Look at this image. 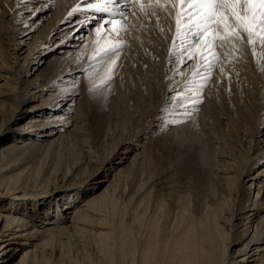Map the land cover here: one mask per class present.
<instances>
[{
  "label": "bare ground",
  "instance_id": "6f19581e",
  "mask_svg": "<svg viewBox=\"0 0 264 264\" xmlns=\"http://www.w3.org/2000/svg\"><path fill=\"white\" fill-rule=\"evenodd\" d=\"M78 1L0 0V264H73L64 251L72 241L90 233L102 248L118 229L115 249L128 264H264V50L253 54L244 48L239 63L222 65L231 75L214 68L201 91L204 81L196 72L205 49L203 43L192 48L187 54L192 59L183 63L185 25L181 18L178 34L177 0L133 3L126 25L100 54L112 44L121 46L119 60L127 61L115 73L120 81L124 76L141 86V102L132 100L133 107L125 103L129 107L123 108L122 92L111 100L110 94H99L96 105L106 111H99L98 122L89 127L81 100L89 89L86 78L98 72L97 42L107 26L105 18L73 12ZM50 55H55L54 71L47 77L42 67ZM221 119L232 128L228 135L219 132ZM165 138L196 164V171L208 163L205 151L212 150L209 157L215 159L218 179L227 184V201L218 202L202 237L191 227L172 237L176 228L170 225V231L161 232L162 238L171 235L164 243L153 220L137 242L127 226L113 223L112 201L122 188L121 197L132 208L143 206L153 188L129 182L142 157L138 148ZM230 142L245 156L231 151ZM89 223L94 231L83 228Z\"/></svg>",
  "mask_w": 264,
  "mask_h": 264
},
{
  "label": "rangeland",
  "instance_id": "374dc122",
  "mask_svg": "<svg viewBox=\"0 0 264 264\" xmlns=\"http://www.w3.org/2000/svg\"><path fill=\"white\" fill-rule=\"evenodd\" d=\"M49 12L51 13L52 11H47V14ZM106 33L107 32H105V34H103L101 37H99L98 42H97L99 44L97 56H100V59H101V63L98 67V72L94 76V78H92V77H89L88 79L86 78V80L90 82L88 85L89 89H87L86 93L84 94V96L81 100L82 105H83V109L86 113L85 118H86V121L89 123V127L95 125L96 122H98V117L100 116L99 111L100 112L106 111V106H104V105L102 107L97 106L98 102H99L98 99L102 93H105L108 95L110 94L109 97L111 100V98L118 99L119 92L120 93L122 92L121 94H119V97H120V95L121 96L124 95V96H122V98H119L118 101L120 100L119 104H120V106H123V108L129 107L128 105H130V107H133V105H135L133 101H135L136 103H140L141 102L140 99L142 97V95H140V91H138L141 89V86L139 85L140 87L137 86V88H136L135 87L136 82L134 81V79H133V81L130 79L126 80L125 79L126 77L123 76L121 81H120L117 74L115 73L121 69V67L123 66V63L127 61V58L123 57L121 60H119V58L115 59L112 56H110L111 54H109L107 56L104 54L103 55L100 54L102 52L103 48L107 47L108 45H111L110 43L113 40H115V36H113V35H109V38L107 39V34H109V33H107V34ZM85 37H86L85 35L82 36V38H84V39H85ZM19 39L21 41L26 40L24 38L23 39L19 38ZM28 41L29 40H27V42ZM86 42H87V40L85 39V41H83V43L86 44ZM119 43L124 44L125 43L124 39L119 41ZM112 46H114V44H112ZM24 48H26V47L24 46ZM53 56H55V55H50L48 60H47V64H45V66L42 67V73L47 77L54 71V66H53V59L54 58H53ZM22 57H23V55H22ZM113 60H116L115 65L112 63ZM20 61L22 62L23 58H21ZM110 75H112V76L109 79ZM117 78H118V80H117ZM117 81H119L120 83ZM130 82H133V83H131L132 85L130 84ZM117 83L120 86L122 85L119 88L120 91L118 89ZM208 83H209V81H208ZM208 83H207V85H208ZM116 84H117V86H115ZM124 84H125V86H124ZM214 85H213V87L215 89L216 85L215 86ZM131 87L134 90L133 92H132ZM206 87L201 89V91L205 90ZM122 88H124V91ZM135 88L137 89V93H138V94L136 93L137 95L135 94V92H136ZM116 89H118V90H116ZM111 90H112V92H111ZM125 91H127L128 94L123 93ZM130 92H131V94L129 97ZM202 93H203V95L206 94V92L205 93L201 92V94ZM229 94L231 95L230 98L232 99V101L234 99H236V98H234V96H232V94H234V92H230ZM135 95H136V97L134 98ZM125 96H127V98H125L126 100H124ZM137 97H138V99L136 101ZM78 98H81L80 95H78L76 97V99H78ZM129 99L131 102L130 104L128 102ZM121 100H123V101L121 102ZM235 101H237V100H235ZM125 103H127L128 105ZM233 107H235V104H233ZM99 109H101V110H99ZM239 115H242L241 111L239 112ZM25 121H26V119L23 122H21V124H24ZM209 121L212 123V125L215 124V121L213 122L212 118ZM221 122L223 125L218 127L219 132L221 130V134L228 135L230 133V131L232 130L231 126L228 123H225L226 122L225 119H223V120L221 119ZM95 135H97V134H95ZM168 138L155 141V142L150 143L148 145L143 144L144 146L141 144V146L138 148V151H140V152L142 151V155H141L142 157H140L141 160L139 159L135 175L132 176V178H131V180H129V182H132L135 184L142 182V184L144 183L143 184L144 186H151L153 188L152 189L153 191L151 192L152 194L147 195V197H145V199H143L142 204H141L143 206H141V208L138 210H135L134 208H132L130 206L128 200H126L125 197H121V196H123L122 195V192H123L122 188H121V195H120V192H118L115 194L116 196H114L117 199H115L113 197V199H115L114 201H112L113 212H115V214L113 213V215H114L113 223L115 225L121 224L122 226H127L130 229L131 233L133 234L135 241H137V242L144 239L143 237L147 236V234L149 232L148 227H150V224L152 223L151 221H153V220L155 221V224L159 228V234H160L159 236L161 237L162 242H164V243L166 241L169 242V240H170L169 237L171 235H172V237H179V235L180 236L183 235L184 232L187 229H189L190 227L193 228L197 232L198 236L202 237L203 235H205L209 231V229L211 227L210 226L212 223L211 221H213V220H211V219H213V217H212L213 215H211V213H213L214 210L219 207L218 202H221L222 199L226 200V196L228 195L226 182H224V181L221 182V180L218 179V172L216 171V168H215V165H216L215 159H213V157H209V155L211 156L212 150H209V152L205 151L206 152L205 154L208 156V157L206 156V158H208V159H205V160H207L206 163L208 162L207 163L208 165L205 163L206 166L204 168L205 169L208 168V170L207 169L205 170L203 167H201L200 168L201 170L196 171L195 170V169H197L196 164H194L187 156H185L184 152L181 149H178L174 146L173 147L170 146L169 145L170 142H168L166 140ZM185 138H186L185 140H187L186 135H185ZM233 138H236V137H233ZM261 138L264 140V137H261ZM94 139L98 141V137L94 136ZM144 141L145 140H143L141 143H144ZM187 143H189V142H187ZM219 146L217 145V147H219ZM210 147H208V149H210ZM238 147L239 146H238V144H236V142H230L231 151L234 149L233 151L235 152V154L237 153L236 155L244 157L245 156L244 152L242 153L241 152L242 150H240L241 148L240 147L238 148ZM209 160H210V163H209ZM222 160H223V158H222ZM209 169L211 171H209ZM261 170H263L262 167H257V171H261ZM214 172H216V173H214ZM135 178H136V180H139V181H136ZM146 181H148V182H146ZM145 183H146V185H145ZM225 186H226V189H225ZM118 198H119V200H118ZM175 202L176 203L178 202V203L176 204ZM174 203L176 204L177 207L175 206ZM144 206H146V207H144ZM210 206H212V207H210ZM173 208H174V210H173ZM147 209H149V210H147ZM155 211H156V213H155ZM134 212H136V213H134ZM141 212H142V214H140ZM178 212H179V214H182V215H179ZM133 213L135 215H133ZM144 213L146 214L147 217L143 216V215H145ZM153 213H154V215H153ZM157 213H159L158 214L159 216L157 215ZM132 216L135 219L132 218ZM209 216L211 218H208ZM228 216H229L228 214L223 215V217H228ZM153 217H155V218L157 217L161 222L159 223V220L157 218H156L157 220H155V218H153ZM178 217H179V219H178ZM188 218H189V220H188ZM131 219H132V221H131ZM154 221H153V223H154ZM124 222H126V224H124ZM149 222H151V223L147 224ZM128 223H130L129 224L130 226L128 225ZM89 224L84 225L83 228L85 227L84 228L85 230H87L86 228L90 229L88 231H94V229H93L94 223H89ZM142 224H144V226ZM222 224L223 223L220 222V225H222ZM146 225H147V227H146ZM170 225H171V227H175L176 230H173V233L171 235L168 234V235H166V237L163 236V238H162L161 232L170 231V229H171ZM136 226H138L139 228ZM166 229H167V231H166ZM132 230H134V231H132ZM205 230H206V232H205ZM119 231H120V229L117 230V232L114 234V236L112 238H110L106 241L105 245H103V247H102L104 249H102L101 246H98L101 242H99L96 238L92 237L89 233V234H86V236L84 238L79 236L77 238L78 242L72 241L70 243V246H66L64 248L65 249L64 251L65 252L67 251L66 252L67 256L69 255L68 259H70L72 257L71 259L73 261L70 259V262L73 264H77V263L78 264H80V263L85 264V262H86V264H88V263L89 264H128V263L124 262L121 259V257H118L119 255H118V251H117L118 250V241H117L118 238L117 237H118ZM145 233H146V235H145ZM163 239H165V240H163ZM202 245L204 246L205 249L207 248V244H205V241L203 242ZM111 247L113 249H111ZM115 248H117V250ZM238 248H240V246L235 247L234 250L236 251V250H238ZM66 249H68V250H66ZM114 250L117 253L114 252ZM105 253H106V255H105ZM110 253H112L113 255L115 254L114 257ZM74 258H76V259H74ZM74 260H75V262H74Z\"/></svg>",
  "mask_w": 264,
  "mask_h": 264
},
{
  "label": "snow or ice",
  "instance_id": "6c2138e0",
  "mask_svg": "<svg viewBox=\"0 0 264 264\" xmlns=\"http://www.w3.org/2000/svg\"><path fill=\"white\" fill-rule=\"evenodd\" d=\"M123 2L127 6L133 3L143 4L144 0H123ZM177 2L186 6L176 20L178 34L181 33L179 27L181 18L185 25L180 39L181 52L187 55L192 48L201 43L205 49L200 53L201 62L196 72L204 81L201 89L207 86L211 79L210 72L214 68L219 67L221 75L230 76L231 73H224L222 65L226 62L239 63L244 48H251L253 54L256 53L257 48L264 50V0H177ZM84 3L85 9L76 8L73 12L95 8L97 11L110 13L115 11L121 19H127L128 14L117 8L119 0H100L98 5L88 3V0H84ZM147 3L159 5L161 0H147ZM132 14L135 16V13ZM152 15H155V12ZM120 47L116 45L108 48L104 55L111 54L118 59ZM190 59L192 56L187 55L183 63L187 64V60ZM112 63L115 65L116 60ZM201 69H207L208 74H202Z\"/></svg>",
  "mask_w": 264,
  "mask_h": 264
}]
</instances>
